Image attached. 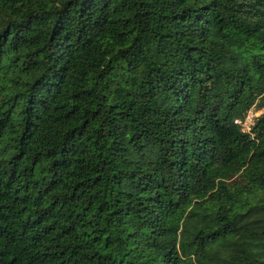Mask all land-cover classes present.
I'll return each instance as SVG.
<instances>
[{
  "label": "trees",
  "instance_id": "obj_1",
  "mask_svg": "<svg viewBox=\"0 0 264 264\" xmlns=\"http://www.w3.org/2000/svg\"><path fill=\"white\" fill-rule=\"evenodd\" d=\"M0 264H264V0H0Z\"/></svg>",
  "mask_w": 264,
  "mask_h": 264
},
{
  "label": "built area",
  "instance_id": "obj_2",
  "mask_svg": "<svg viewBox=\"0 0 264 264\" xmlns=\"http://www.w3.org/2000/svg\"><path fill=\"white\" fill-rule=\"evenodd\" d=\"M252 111H249L244 119H236L235 122L242 124L243 131H250L252 125L255 123V118L257 116V112H255L251 117ZM256 114V116H255ZM250 123V124H249Z\"/></svg>",
  "mask_w": 264,
  "mask_h": 264
},
{
  "label": "rangeland",
  "instance_id": "obj_3",
  "mask_svg": "<svg viewBox=\"0 0 264 264\" xmlns=\"http://www.w3.org/2000/svg\"><path fill=\"white\" fill-rule=\"evenodd\" d=\"M250 111H252V114H251V117H252V115L255 113V112H257L255 109H251ZM258 114H257V116L259 115V112H257ZM255 116H256V114H255ZM250 124V123H249Z\"/></svg>",
  "mask_w": 264,
  "mask_h": 264
}]
</instances>
